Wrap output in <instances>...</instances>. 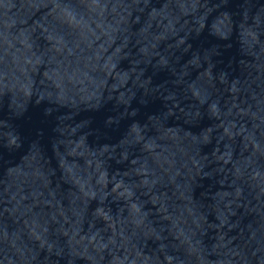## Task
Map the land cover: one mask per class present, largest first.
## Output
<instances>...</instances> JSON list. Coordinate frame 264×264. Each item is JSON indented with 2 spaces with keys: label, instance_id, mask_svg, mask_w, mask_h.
<instances>
[{
  "label": "water",
  "instance_id": "obj_1",
  "mask_svg": "<svg viewBox=\"0 0 264 264\" xmlns=\"http://www.w3.org/2000/svg\"><path fill=\"white\" fill-rule=\"evenodd\" d=\"M0 264H264V0H0Z\"/></svg>",
  "mask_w": 264,
  "mask_h": 264
}]
</instances>
